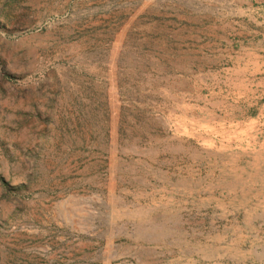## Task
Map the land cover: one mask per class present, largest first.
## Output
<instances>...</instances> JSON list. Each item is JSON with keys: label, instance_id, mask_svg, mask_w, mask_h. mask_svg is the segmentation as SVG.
Masks as SVG:
<instances>
[{"label": "rangeland", "instance_id": "374dc122", "mask_svg": "<svg viewBox=\"0 0 264 264\" xmlns=\"http://www.w3.org/2000/svg\"><path fill=\"white\" fill-rule=\"evenodd\" d=\"M261 35L264 0H0V264H264Z\"/></svg>", "mask_w": 264, "mask_h": 264}, {"label": "crops", "instance_id": "0c3cea01", "mask_svg": "<svg viewBox=\"0 0 264 264\" xmlns=\"http://www.w3.org/2000/svg\"><path fill=\"white\" fill-rule=\"evenodd\" d=\"M250 33H254V31H250V30L248 31V36H250V37H258L260 35V34H258L256 36H253ZM261 37H264V35L263 36L261 35ZM253 165L255 166L256 164H253ZM257 167H258L259 170L262 168V170L259 171L258 177L261 179V176H263V179H262V182H263V194L259 195V196L264 198V159L262 160V162L257 163ZM262 239L264 241V229H263Z\"/></svg>", "mask_w": 264, "mask_h": 264}]
</instances>
